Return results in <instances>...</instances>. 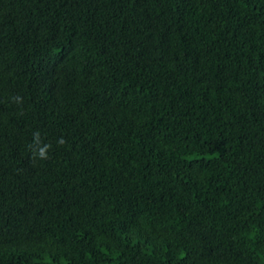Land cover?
I'll list each match as a JSON object with an SVG mask.
<instances>
[{
    "label": "trees",
    "instance_id": "16d2710c",
    "mask_svg": "<svg viewBox=\"0 0 264 264\" xmlns=\"http://www.w3.org/2000/svg\"><path fill=\"white\" fill-rule=\"evenodd\" d=\"M0 264H264V0H0Z\"/></svg>",
    "mask_w": 264,
    "mask_h": 264
},
{
    "label": "clouds",
    "instance_id": "9594fccd",
    "mask_svg": "<svg viewBox=\"0 0 264 264\" xmlns=\"http://www.w3.org/2000/svg\"><path fill=\"white\" fill-rule=\"evenodd\" d=\"M39 155L41 158H46V148L40 149Z\"/></svg>",
    "mask_w": 264,
    "mask_h": 264
}]
</instances>
